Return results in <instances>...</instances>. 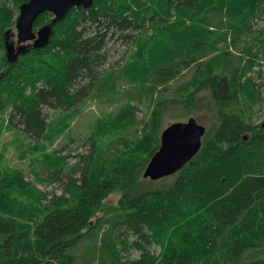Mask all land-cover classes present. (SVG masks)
Wrapping results in <instances>:
<instances>
[{
  "label": "trees",
  "instance_id": "1",
  "mask_svg": "<svg viewBox=\"0 0 264 264\" xmlns=\"http://www.w3.org/2000/svg\"><path fill=\"white\" fill-rule=\"evenodd\" d=\"M206 2L93 0L90 8H75L56 25L44 13L33 33L47 41L51 31L49 40L9 63L7 49L18 47L12 30L24 1L0 0V116L9 112V127L35 144L49 135V110L76 113L103 83L109 44L137 45L151 18L175 29L139 53L136 75L126 71L130 81L165 92L198 64L189 99L159 98L144 139L123 141L116 155L103 156L93 146L80 176L70 177L61 195L49 198L22 172L0 169V264H264V122L252 124L245 113L260 100L256 84L252 77L238 82L234 66L199 70L213 55L215 34L214 23L203 15L229 18L218 24L228 30L218 42L234 34L235 45L263 14L264 0H216L203 10ZM199 15L205 28L195 19ZM173 18L179 21L173 24ZM113 77L110 70L104 85L113 88ZM201 91L206 95L199 99ZM181 108L209 115L208 126L195 118L206 127L200 151L177 174L144 179L170 126L162 129L164 114ZM117 118L114 127L134 123L130 110ZM52 169L59 181L62 164ZM115 193L120 194L116 205L107 204ZM132 251L139 256L127 257Z\"/></svg>",
  "mask_w": 264,
  "mask_h": 264
},
{
  "label": "rangeland",
  "instance_id": "2",
  "mask_svg": "<svg viewBox=\"0 0 264 264\" xmlns=\"http://www.w3.org/2000/svg\"><path fill=\"white\" fill-rule=\"evenodd\" d=\"M206 1L203 10L216 3V0ZM203 16H209L210 22L214 23L215 34L211 38V42L214 41L213 55L204 60L199 70L206 72L205 65L222 69L224 66L230 68L234 66V72L239 70L236 77L238 82L242 83L244 78L252 77L260 100L257 103L253 102V107L248 108L250 109L248 111L245 110V113L252 124L263 123L264 12L259 18L251 21V26L245 33L236 37L235 45H233L234 34L230 38L227 37V42L224 40L218 42L220 35L228 32L226 27L220 28L218 24L221 20L224 24L228 23L229 18L225 20V15L216 12H206ZM201 17L199 15L195 19L201 27L205 28L206 24H204V20L201 22ZM178 19L173 18L170 22L174 24ZM196 20H188L187 23L195 24ZM173 29L175 26L168 30L167 25L151 18L146 25V33L140 34L143 37L139 38L137 45L132 42L129 44L120 41L111 42L108 46L110 60L103 68V83L96 89L91 98L79 107L78 112L67 113L49 110V129L51 130L47 138L38 144H35L23 132L9 127L7 122L9 112L3 117L0 116V169L10 168L22 172L28 181L50 198L54 194L61 195L64 192L68 186V181L71 180L70 177L78 179L87 157L93 152V146L103 150V156L110 155V153L116 155L124 145L123 141H132L139 136V140H143V130L149 131L151 128L150 118L158 99L164 97L166 99H178L182 102L189 99V89L193 90L192 82L197 76L198 64L179 74L167 86L165 92L162 90L150 92L147 86L144 88L140 83L132 82L126 76L127 70L132 71V76L136 75L135 71L140 64L138 61L139 53L141 54L143 50L148 51L155 38L161 39L163 34L165 37ZM12 32L13 40L17 41V31L12 30ZM199 36L200 31L197 34V37ZM23 45L30 46L32 44L28 42ZM224 52L231 53V55L225 56L223 55ZM169 59L171 58L169 57ZM110 70H113L114 73L113 88L104 85V80ZM205 95L206 92L201 91L197 97L201 99ZM126 110H130L134 123L127 127L121 125L114 127L113 124L118 120L117 116L121 113L126 114ZM189 118H198L206 126L210 122L209 115L198 108L191 110L181 108L176 111L169 109L163 116L161 127L163 129V126L166 127L169 124L187 122ZM59 164H62L64 175L59 181H54L52 167ZM74 167L77 168L78 172L72 173ZM119 197L120 194L115 193L109 197L106 203L116 205ZM85 248L86 245L84 244L77 252L82 254ZM138 256L139 253L135 251L127 254L129 258Z\"/></svg>",
  "mask_w": 264,
  "mask_h": 264
},
{
  "label": "water",
  "instance_id": "3",
  "mask_svg": "<svg viewBox=\"0 0 264 264\" xmlns=\"http://www.w3.org/2000/svg\"><path fill=\"white\" fill-rule=\"evenodd\" d=\"M24 3L20 7L16 24L17 45L7 49L9 63L17 62L24 55L28 46L23 44L30 42L36 48H42L44 42L50 38L51 31L43 41L37 39L33 33L34 25L39 16L50 13L53 16L52 25H56L67 17L75 8H90L93 0H20ZM206 133V127L199 124L195 118H189L187 122H178L167 127L161 135V144L153 155L145 172L144 179L159 181L173 176L181 171L200 151L202 138Z\"/></svg>",
  "mask_w": 264,
  "mask_h": 264
}]
</instances>
